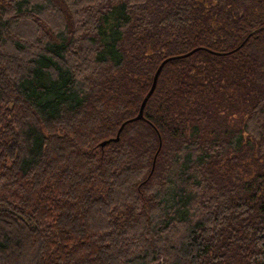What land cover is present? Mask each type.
<instances>
[{
    "label": "trees",
    "instance_id": "obj_1",
    "mask_svg": "<svg viewBox=\"0 0 264 264\" xmlns=\"http://www.w3.org/2000/svg\"><path fill=\"white\" fill-rule=\"evenodd\" d=\"M0 264H264V0H0Z\"/></svg>",
    "mask_w": 264,
    "mask_h": 264
},
{
    "label": "water",
    "instance_id": "obj_2",
    "mask_svg": "<svg viewBox=\"0 0 264 264\" xmlns=\"http://www.w3.org/2000/svg\"><path fill=\"white\" fill-rule=\"evenodd\" d=\"M191 52H193V50L190 51V52H188V53H185V54H183V55H181V56L188 55V54L191 53ZM170 58H172V57H168V58L164 59V60L160 63V65L158 66L157 70L155 71V74H154V77H153V80H152L151 87H150L149 91L146 93V95L144 96V98L142 99L137 115H135L133 118H131V119H129V120L143 119V117H144V116H143V109H144V106H145V104H146V101H147V99L149 98V96L151 95V93L153 92V90H154V88H155V85H156V82H157L158 75H159V73H160V71H161L163 65H164V64H165ZM122 126H123V125H121V127L119 128V131L121 130ZM118 138H119V132L117 133L116 137L113 138V139L117 140ZM111 139H112V138H111ZM109 140H110V139H107V140L102 141V142H101V145H104V144H105L106 142H108Z\"/></svg>",
    "mask_w": 264,
    "mask_h": 264
}]
</instances>
